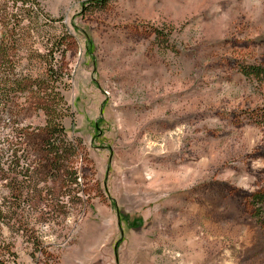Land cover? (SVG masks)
Returning a JSON list of instances; mask_svg holds the SVG:
<instances>
[{
    "label": "rangeland",
    "instance_id": "rangeland-1",
    "mask_svg": "<svg viewBox=\"0 0 264 264\" xmlns=\"http://www.w3.org/2000/svg\"><path fill=\"white\" fill-rule=\"evenodd\" d=\"M35 1L53 22L0 0V42L42 82L64 43L45 87L73 150L53 170L30 136L15 161L45 102L0 97V261L264 264V0Z\"/></svg>",
    "mask_w": 264,
    "mask_h": 264
},
{
    "label": "trees",
    "instance_id": "trees-1",
    "mask_svg": "<svg viewBox=\"0 0 264 264\" xmlns=\"http://www.w3.org/2000/svg\"><path fill=\"white\" fill-rule=\"evenodd\" d=\"M22 2V0H20ZM23 8H21V13H25L28 9L26 8H35L38 13L44 14V17L48 20H53L44 13L41 9L39 3L35 0H24ZM43 12V13H42ZM27 14H23L21 17L24 20L25 17L33 19L32 13L30 10L26 12ZM8 17H14L16 21H18V15H14L13 13L5 14ZM19 24V22H18ZM15 28V27H14ZM14 31V30H13ZM13 31L7 32L5 37H8L9 42L2 41L0 42V59L4 62L3 71L0 70V97L6 104L10 102L11 92L13 93H24V94H33L36 95L38 100L42 101L44 104L40 105V109L44 112L46 117V125L43 128L38 129L39 132L29 131V130H16L13 136L7 139V148L8 152L11 153V156L17 161L21 153L23 156L27 153V150L24 148V144L26 139L30 136H39L41 137L39 152L45 154V157L49 160V166L53 170L62 169L61 164L68 155L72 153L73 147L67 140V132L63 125L64 119L67 117V108L64 103V98L60 92H55L54 89L50 90L46 81L54 82L57 79L58 73L61 71V67L58 68V61L55 58L56 52H60L64 43L59 39L55 40L48 45L46 48L47 53L41 54L39 53L38 57L40 61L44 64V74L46 77V83L37 80V78H33L28 73H18L17 65L13 62V52L16 51V47L18 45V41L14 40V36L11 37ZM63 52V49H62ZM12 58V59H11ZM58 69L60 71L58 72ZM44 86V87H43ZM49 87V88H48ZM34 88V89H33ZM47 90H50L49 92ZM55 103V105H50L51 103ZM2 156V155H1ZM4 173L5 171L2 169L1 171ZM14 173L13 170L6 171ZM33 170H29L26 173H34ZM7 173H4L6 176ZM24 173V174H26ZM26 176V175H24ZM20 187V186H18ZM16 185L14 186L15 192L19 193L18 197L21 198L22 188L19 190ZM4 260L0 261V264H5Z\"/></svg>",
    "mask_w": 264,
    "mask_h": 264
}]
</instances>
